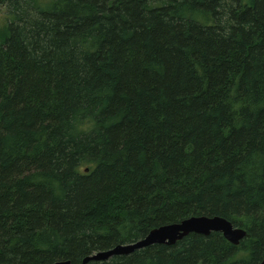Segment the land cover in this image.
Masks as SVG:
<instances>
[{"label":"trees","instance_id":"16d2710c","mask_svg":"<svg viewBox=\"0 0 264 264\" xmlns=\"http://www.w3.org/2000/svg\"><path fill=\"white\" fill-rule=\"evenodd\" d=\"M0 7V264H259L264 0ZM199 215L246 235L83 263Z\"/></svg>","mask_w":264,"mask_h":264},{"label":"water","instance_id":"95a60500","mask_svg":"<svg viewBox=\"0 0 264 264\" xmlns=\"http://www.w3.org/2000/svg\"><path fill=\"white\" fill-rule=\"evenodd\" d=\"M220 232L223 237L232 244H238L246 235L244 229L235 227L230 221L221 216H190L179 222L164 224L149 230L146 235L134 242L117 244L107 250L97 251L83 259V263L91 260H106L113 255L128 254L135 249L152 244L172 245L189 233L208 235L210 232ZM51 264H72L70 260H58ZM264 264V254L259 262Z\"/></svg>","mask_w":264,"mask_h":264},{"label":"rangeland","instance_id":"374dc122","mask_svg":"<svg viewBox=\"0 0 264 264\" xmlns=\"http://www.w3.org/2000/svg\"><path fill=\"white\" fill-rule=\"evenodd\" d=\"M4 19H5V8L0 7V24L4 22Z\"/></svg>","mask_w":264,"mask_h":264}]
</instances>
